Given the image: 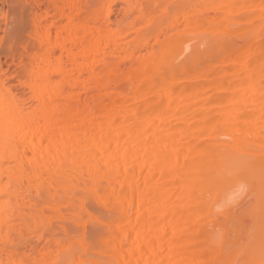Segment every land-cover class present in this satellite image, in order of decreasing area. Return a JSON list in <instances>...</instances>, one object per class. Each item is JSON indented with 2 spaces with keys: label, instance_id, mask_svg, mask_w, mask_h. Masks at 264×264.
I'll list each match as a JSON object with an SVG mask.
<instances>
[{
  "label": "bare ground",
  "instance_id": "obj_1",
  "mask_svg": "<svg viewBox=\"0 0 264 264\" xmlns=\"http://www.w3.org/2000/svg\"><path fill=\"white\" fill-rule=\"evenodd\" d=\"M44 1L0 73V230L63 241L5 264H264V0Z\"/></svg>",
  "mask_w": 264,
  "mask_h": 264
},
{
  "label": "rangeland",
  "instance_id": "obj_2",
  "mask_svg": "<svg viewBox=\"0 0 264 264\" xmlns=\"http://www.w3.org/2000/svg\"><path fill=\"white\" fill-rule=\"evenodd\" d=\"M44 2H45L44 0L43 1L42 0H0V73L5 72V73H9L10 75L13 73V71H15V73H17L16 72L17 69H15L16 67L14 66V59L12 57H14V55L17 54V52H18L17 49L20 48V42H22L23 40L27 41V42L29 41L28 32H29V28L31 26V18L35 14H38L45 9L46 4H44ZM9 79H4L1 77L0 81L2 83H4L5 85L8 84L7 87L10 86L13 90V88H14V86L12 85L13 81L11 80V78H9ZM10 81L12 82V84ZM11 88H9V89H11ZM15 89L17 90L18 88L15 87ZM24 199H25V201L30 199V194L27 190L24 191ZM54 221H56V220H54ZM70 223H69L68 227L70 228V231H73L74 233L85 229L82 227V229L79 230L81 226L79 227L78 225H75V224H74V226H73V224H71V226H72L71 227ZM54 224H55V222L52 223V221L50 222V224H49V222L43 221V222H39V225L37 227H36V225H32V227H30V228L20 224V226L17 229L20 230V232L22 233L21 234L22 237H21V235L20 236L17 235L16 231H8L5 239H4V230L3 231L0 230V264L6 263V258L4 257V249L5 250L8 249V251L10 250V251H12V253L15 252V254H16V252L17 253L20 252V254L21 253L27 254L28 257L29 256L33 257L34 255H35V257H39V254L41 255V253H44V252L47 253V252H49L48 250H51L52 242L54 240L57 241V239H59L58 242L62 243L61 242V241H63L62 238L61 239L59 238L62 234L59 235L58 238L57 237L55 238V236H54L57 234V232H60V230L57 231V229H56L57 232L55 233V229H52V228H58V227H55ZM47 225H49V227L50 226L51 227L46 228ZM59 225L60 224L58 222V225H56V226H59ZM90 226H92V225H90ZM60 228H61V225L59 226V229ZM49 229H51L49 231L50 233L49 232H48V234L45 233ZM86 229H88V228H86ZM89 229L95 230V228H89ZM42 230H44V231H42ZM52 230H54V231H52ZM76 230H78V231H76ZM34 231H36V232L39 231V233H40V231H42L44 234L43 233H40L41 235L38 234L39 238H37V236H36L37 233L35 232L36 234H33ZM61 231H62V229H61ZM93 231L91 233H94L96 230L94 232ZM87 233H88V230H87ZM49 234L53 235V238H50V239H53V240H50V241H52L51 245L48 242L49 238L46 237V236L49 237ZM44 244L47 246L48 250L45 248L46 246ZM64 244H65V241H64ZM39 250H40V252H39Z\"/></svg>",
  "mask_w": 264,
  "mask_h": 264
}]
</instances>
